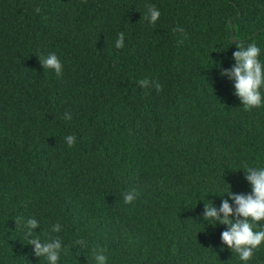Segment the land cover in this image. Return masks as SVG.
<instances>
[{
	"label": "trees",
	"instance_id": "16d2710c",
	"mask_svg": "<svg viewBox=\"0 0 264 264\" xmlns=\"http://www.w3.org/2000/svg\"><path fill=\"white\" fill-rule=\"evenodd\" d=\"M237 42L264 64V0H0V264H48L29 219L58 264H264V243L243 262L204 220L264 167V101L245 110L221 76Z\"/></svg>",
	"mask_w": 264,
	"mask_h": 264
},
{
	"label": "clouds",
	"instance_id": "9594fccd",
	"mask_svg": "<svg viewBox=\"0 0 264 264\" xmlns=\"http://www.w3.org/2000/svg\"><path fill=\"white\" fill-rule=\"evenodd\" d=\"M146 7L145 19L154 25L161 13L154 5H146ZM35 11L39 13V6L35 8ZM174 31L183 32V29H174ZM123 46L124 34L121 32L118 34L116 47L119 49ZM235 46L237 50L233 58L236 63L230 71H222L221 76H227L235 81V95L239 97L245 110L259 108L264 101L261 92L264 88V64L259 60L261 50L255 42L249 43L246 47L243 43L237 42ZM40 63L44 69H53L57 76L61 75L62 65L54 53L41 58ZM149 83L147 79L138 81L141 88L148 87ZM153 87L157 92L163 90L159 83H155ZM64 118L70 120L71 115L66 114ZM64 139L68 146L72 147L76 137L69 135ZM244 174L251 185V194L233 195L231 192L228 199H223L219 209L212 203L204 204V220L227 226V230L221 234L223 245H226L231 252L238 254L241 261L247 262L252 259L254 251L264 243V228L254 230L256 225L264 221V167H247ZM135 196V193L124 194V202L132 203ZM229 199L234 202L235 208L229 204ZM16 223L18 225L21 223L19 218ZM37 226L35 219H29L25 225L24 239L27 240L28 245L34 246V254L37 257H43L48 264H58L61 253L59 237L50 239V242L41 243L39 236H34L31 231ZM55 230L59 231V227L57 226ZM76 243L84 247V241L78 240ZM94 258L98 264H106V256L102 251H96Z\"/></svg>",
	"mask_w": 264,
	"mask_h": 264
},
{
	"label": "water",
	"instance_id": "95a60500",
	"mask_svg": "<svg viewBox=\"0 0 264 264\" xmlns=\"http://www.w3.org/2000/svg\"><path fill=\"white\" fill-rule=\"evenodd\" d=\"M229 23H230V28H231V35L233 36V31H232L231 22L229 21ZM231 42L235 43L236 40H235L233 37H231Z\"/></svg>",
	"mask_w": 264,
	"mask_h": 264
}]
</instances>
